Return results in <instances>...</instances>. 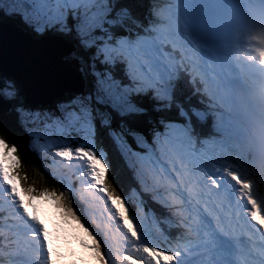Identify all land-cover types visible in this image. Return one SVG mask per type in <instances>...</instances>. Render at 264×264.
Segmentation results:
<instances>
[{"label": "rangeland", "instance_id": "374dc122", "mask_svg": "<svg viewBox=\"0 0 264 264\" xmlns=\"http://www.w3.org/2000/svg\"><path fill=\"white\" fill-rule=\"evenodd\" d=\"M240 1L243 3V0ZM244 1L246 2L245 6L248 9V13L256 20L255 29L257 31L264 29V5L260 0ZM148 2L151 6V20L148 23L153 26L157 20L156 18L153 20V15L163 13L161 5L167 2V18L157 21L158 24L163 25L161 29H157L161 30L165 36L162 40L169 44L171 42L175 43L173 39L175 38L176 43L174 46L179 48L186 47L185 54L191 58V61H187L186 66L191 69L189 70L186 66H183V70L189 80L194 82V79L202 74L203 76L201 75V77L205 79V87L212 90V92L207 91L210 98L218 101L221 107L226 105L223 107L224 112L219 117L227 121L229 125L225 127L220 136H213L214 138L211 137L212 139L209 140H197L190 133L196 130L195 123L191 121L190 116H186L188 121L186 123L183 122V124L165 122L164 132L160 135L156 134L148 140L142 139L139 142L140 149L137 151H129L121 141L117 140L116 134L113 133L120 148L135 165L136 171L146 179V183L143 184V190L133 192V196L136 198L132 195H129V198H121L119 196L114 198L108 194L104 195L103 192H106L104 188L103 192L101 191V183L104 180L105 173L108 175L113 170V166L111 161L109 162L108 153L93 142L95 138L94 123L96 124L97 121L93 122L90 116L81 119L79 114L72 116L71 119L61 120L60 116L57 115L58 112H62L65 108H68L69 112H71L70 105L76 98L80 96L87 97L88 95L75 96L71 101L64 102V104L58 105L57 108H48L49 106H46L45 108L30 110L21 106L20 108L23 111L21 118L32 141H41L46 145L47 150L52 151L50 153L54 159L57 175L67 183L72 192L73 189L70 183L64 178L67 172L72 171L73 165L77 164L84 174L91 177L90 183L95 185L94 188H91L99 196L104 195L106 197L107 207L109 211H113L116 218L114 219L115 222H113L115 227H109V232L108 228H105L104 235L107 237V241L119 235L124 237L125 240L120 238L122 241L121 246L124 249L123 251L120 250L118 254L121 259H123L122 257L125 254L127 264H180L182 262L179 257L186 256L185 252L189 247H203L206 243H202V240L194 237L179 239L170 237L169 233L161 226V220L153 211L144 212L141 204V201L144 204L142 194L143 192H150L157 200L161 202L168 200L171 206H177L188 221L186 222V227L189 228L190 232L196 234L199 222L195 218L196 211L187 207L186 196L188 200L195 198L196 194L199 198L204 196L215 197L213 191L217 190L219 196L226 198L231 205H235L236 202L228 197V195L232 196V193H229L230 188L236 190L235 196L238 200L245 202V197L248 200L251 198L242 188L244 184L250 186L251 184L249 183L253 182L256 177L258 178L257 184L259 185L260 181V186L264 187V137L261 136L259 129L252 123L242 118H237L233 114V110H241V114L248 111V105L245 106L240 96L244 86L238 91L237 86L234 89L232 83L236 75L231 74L228 76L229 71L223 77L220 76L221 70H223V73L226 71L224 65H226L227 69L232 65L238 72L243 68H249L247 61L250 60L242 53L253 54L254 46L261 40L264 42V36H261L257 41H251L248 32L243 29V27L251 29V26L246 24L247 20H249V15L247 11L239 10L232 0H149ZM196 2L201 3L203 11L210 17L211 26L217 31V39H214L209 44H204L191 33L190 17L194 14ZM164 10L166 11V8ZM130 11L131 16L136 15L139 18L138 10ZM170 20L172 24L168 26V21ZM243 20L244 24L242 23ZM107 41L108 39L105 35L104 42ZM126 41H128L127 38L121 37L118 43L125 44ZM148 48L149 42L143 37H139V41H134L125 48L131 49L134 54V56L130 54L131 57H128L130 70L138 71L140 69L138 60L143 59L146 65H153L158 79H165L166 88L169 87L168 89H170L171 87L173 95L176 94L177 91L173 81L166 79V77H172L171 70L167 67L163 68V66L168 64L163 63L162 67L156 69L157 62L154 58L156 57L158 60V55L163 56V53H156L155 49L148 50ZM72 57L75 58V56ZM160 59L163 61V57ZM256 59V63L258 62L264 69V64H261L259 58ZM80 60L81 64L85 65L84 61ZM240 60H243V64L240 62V65H235L233 62ZM207 69L209 70L210 78L205 76ZM97 71L100 72V70ZM2 89L5 90L3 93L11 92L15 94L16 92V88L10 80L5 81V86ZM252 90L254 91L255 89L249 86L246 92L251 94ZM164 91L165 89L163 88H155L157 94L164 93ZM253 145L255 154L262 161L261 165L257 161H251L248 158L247 151H251ZM18 165L15 155L5 153L0 156V182L3 189L0 192V201H11L14 204L11 206L13 207L12 213L19 215L18 223L25 227L27 226L28 229L26 233L12 237L28 243L30 256L33 257L34 254L40 256V258L38 256L39 264H42L45 256L40 251L35 240L38 239L36 238L37 235V237L40 236L39 231L41 230L39 229L45 228L43 223H50L51 228L49 229L59 228L67 230L71 234V240L67 244L69 248L87 249L88 253L90 250L95 252L97 248L91 249L92 241L88 237L90 231L77 229L63 219L62 216L61 219L60 214L53 207L54 203L51 198L36 195L35 193L33 195L28 194L31 196L27 198L29 203L35 201L47 202V205L51 207L52 214L46 216L43 222L37 218L35 213L29 214L27 212L24 202L20 198L22 192L18 183V176L20 175L17 170ZM117 168L121 170V167L117 166ZM243 175H248V177H243ZM189 186H192L196 193L192 197L187 194L186 190H184L185 193L182 191L180 193L177 192L178 188ZM82 187L89 190L87 186ZM262 189L264 190V188ZM160 190L164 192L167 200L163 199L164 197H162L163 194ZM71 198L73 200V197ZM134 199L136 202L133 201ZM207 203H211L212 207L210 210L212 213H216V219L221 220L222 224L226 225V216L219 211V207H216L214 202L207 201ZM1 204L0 211L4 209L3 205H5V202ZM242 206L250 219V212L253 207L251 208L244 203ZM101 214H104L102 210ZM242 217L245 222L247 219L244 216ZM93 219L97 224V217L95 216ZM0 221L5 225L6 223H12V221L15 222L12 219L8 220L5 218H0ZM232 224L237 225L235 229H243V223L233 221ZM9 228L11 227L7 225V227L1 229L5 232ZM110 229L113 232H110ZM44 231L46 232V230ZM205 232L212 235L211 241L220 242L219 238H216L212 232ZM205 232L200 230L199 234L203 235ZM83 237H86L87 240L82 239ZM132 238L137 240L136 246L131 244ZM15 239L12 241L7 239L5 241L8 247L15 244ZM75 242L78 246L75 245ZM110 242L113 244L111 240ZM10 254L19 253L10 246V250L3 256L7 258ZM94 257L95 264H104L102 260L98 259V257L96 258V255ZM55 261L59 264L60 258H56ZM3 263L13 264L11 261Z\"/></svg>", "mask_w": 264, "mask_h": 264}, {"label": "trees", "instance_id": "16d2710c", "mask_svg": "<svg viewBox=\"0 0 264 264\" xmlns=\"http://www.w3.org/2000/svg\"><path fill=\"white\" fill-rule=\"evenodd\" d=\"M126 2L128 3L129 9L133 11L138 10L140 16L138 18L136 15H132L125 21L124 25L118 29V31L122 33L121 37H129L131 41H135V37L139 33H146L147 35L153 37H158L162 34L161 30H157L161 29V24H158V22H154L155 24L153 26L157 32L149 29L147 26L149 21L146 14L149 13L148 11L150 10V6L146 8V4L143 3V0H140L139 2L136 0H126ZM37 35L39 34H33L34 37ZM105 35L108 41L112 40V33L110 31H104L103 37ZM66 36L77 45V49L73 51L72 56L82 59L83 53L86 57L82 59L85 63L82 72L86 78V89L83 94L73 91L66 92L64 95L59 97L53 105H50L49 107L47 106L48 108H57L58 105L60 106L64 104V102L71 101L75 96H87L91 94L92 85L90 80L93 71L100 70V72L103 73L105 71V65L110 67L113 63H115L117 67L113 70L114 74L119 81L123 82L120 86L127 88L131 87L130 91L134 95L137 91L141 93L137 101L141 108L137 109V111L142 110L143 114L133 116L131 119L133 122L142 124L149 132V136H154L152 135V131L160 128L162 121L163 130L161 132H164V122H177L183 124V122L186 123L188 121L186 116H190L191 121L195 123L196 127H198L203 133H208L209 128L212 130V128L219 126V121L215 120L214 122V117H212V115L208 120V123L212 127L202 124L199 121V118L196 116L195 109L202 108V110H204L206 103L198 102L196 99L187 98V94L189 93L186 89V81L182 80V72L175 75L174 82L176 85V94L165 96H162L161 94L157 95L154 89L156 87L149 84L146 80H144V86L141 87V89L137 88V84L142 83L141 76L138 73L139 70H135L134 73L130 71L128 59H126L123 55V53L126 54L127 52L124 51L125 49L120 47V43H118L121 37L114 43H108L107 41L102 45H97L99 51L89 52L83 44L77 43L76 36ZM101 53L103 54V58H101ZM141 64L142 61L138 60L141 72L144 73L146 71V78H150L152 74L151 71L148 67H146V65L141 66ZM1 74H3V77H1L2 83H5L6 80H10L16 88V92L17 90H22V86L19 81L11 75H7L5 73ZM156 86H160V84L157 83ZM163 88H166V84L163 85ZM15 95L11 97L13 107L7 112V115L3 119H0V140L7 141L9 145L14 144L16 146L17 151L15 156L19 158L17 170L20 174L18 176L20 188L27 194L33 195L35 193L36 195L51 198L54 203V208L56 212L60 214V217L62 216L63 219L78 229H91L96 241V251H98V253L101 252L104 258V252L109 243L105 241L103 232L95 221L87 216L86 200L83 199V197L81 198L79 194L74 193V191L72 192L71 188L65 181L60 180L61 178L57 175L54 167V159L51 157L50 152L52 151L47 150L46 145H44L41 141H32L30 134L22 123L23 119L21 117L23 115V111L20 108L21 98ZM45 107L46 106L44 105H39L28 109L34 110L35 108ZM178 110L184 111L183 114L178 113ZM169 117L173 119L169 120ZM96 121L97 125L94 123L95 138L93 141L97 144V146L104 149L106 153H108L109 162L111 161L113 166V170L107 175V184H105L104 179L101 186H103L105 191H107L110 196H119L121 198L128 197L129 195L133 196L134 191L142 190L143 177H140V173L137 172L134 167L135 165L132 164L131 160L120 148L119 143L115 139L112 129L108 126V124L101 123L99 118H97ZM157 133L160 134V132ZM117 166L121 167V170H119ZM73 170L74 168H72V171ZM79 173H81V171L77 168L74 174ZM83 177H86V175L83 174ZM70 195L73 197V200ZM147 197H151V195H148ZM133 201L136 202L135 199ZM148 204L159 211V205L151 198H149ZM0 205H2L1 202ZM2 215L3 213L0 211V217ZM104 264H108L107 260Z\"/></svg>", "mask_w": 264, "mask_h": 264}, {"label": "snow or ice", "instance_id": "6c2138e0", "mask_svg": "<svg viewBox=\"0 0 264 264\" xmlns=\"http://www.w3.org/2000/svg\"><path fill=\"white\" fill-rule=\"evenodd\" d=\"M131 17V11L126 0H0V21L4 19L16 21L23 29L33 34H59L63 39L65 35L77 37V43L83 44L89 52L99 51L97 45L104 43L103 32L110 31L114 43L122 35L121 28L125 21ZM86 58L82 53V59ZM101 58L103 54L101 53ZM117 67L113 63L110 67L105 65L103 73L94 70L91 75V94L87 97L80 96L68 108L58 112L61 120L71 119L80 115V118L90 116L95 122L97 118L101 123H107L116 134L117 140L129 151L140 149V141L149 139V132L145 127L133 122L131 117L142 115L143 111H137L138 97L127 87H121L123 83L114 74ZM3 77V74H0ZM140 87L144 86V78H141ZM5 90L0 89V92ZM11 97V92L5 93ZM94 94V95H93ZM16 95L21 98V106L30 108L23 90H17ZM10 105L7 100L0 98V119L8 112ZM173 118L169 117V120ZM195 119V118H193ZM163 130V121L160 128L154 129L152 135ZM7 227V225H3ZM78 227V226H77ZM10 232H19L18 226L9 228ZM9 241L14 240L12 236ZM85 241L86 237H83ZM21 255L22 264H32L30 260L29 244L23 240L15 239V244L10 245ZM86 247V244H85ZM58 247L53 252L57 253ZM65 255L69 254L66 249ZM90 256H95L94 251H89Z\"/></svg>", "mask_w": 264, "mask_h": 264}, {"label": "water", "instance_id": "95a60500", "mask_svg": "<svg viewBox=\"0 0 264 264\" xmlns=\"http://www.w3.org/2000/svg\"><path fill=\"white\" fill-rule=\"evenodd\" d=\"M192 23L194 35L205 40L214 37L210 19L199 4ZM75 49L74 43L59 36L37 38L15 21H0V73L19 81L32 107L53 105L66 92H84L86 78L81 60L70 57ZM0 98L11 106L9 99L2 94Z\"/></svg>", "mask_w": 264, "mask_h": 264}, {"label": "bare ground", "instance_id": "6f19581e", "mask_svg": "<svg viewBox=\"0 0 264 264\" xmlns=\"http://www.w3.org/2000/svg\"><path fill=\"white\" fill-rule=\"evenodd\" d=\"M137 2H139L140 0H136ZM149 0H143V3H145L146 4V8H148L149 6H150V3L148 2ZM232 2H234L235 3V5L238 7V9L240 10H243V11H247V14L249 15V20H247V23L246 24H248V25H250L251 26V29L249 30V29H247V28H244L243 27V29L246 31V32H248V34H249V38L251 39V41H257V39H260L261 38V35H257L256 33H257V30L255 29V27H256V20L255 19H253L252 18V16H251V14L250 13H248V9H247V7L245 6V4H246V2L243 0V3L240 1V0H232ZM242 3V4H241ZM152 4H153V2H152ZM229 5V4H228ZM166 6H167V4L165 5V4H163L162 5V7H161V9L162 10H164L165 8H166ZM234 6V5H233ZM171 7V6H170ZM167 8H168V6H167ZM230 8V7H229ZM231 9V8H230ZM149 12V17H150V19H151V11L149 10L148 11ZM157 13V12H156ZM157 17V15H153V20L155 19ZM171 17V16H170ZM158 18H161V16L160 15H158ZM167 20V19H166ZM242 23L244 24L245 22H244V20L242 21ZM165 24V23H164ZM166 27V26H165ZM153 28V25L151 24V29ZM252 32H253V34H252ZM246 35V34H245ZM185 50V51H184ZM260 51H264V42H263V40H261L260 42H257V44L254 46V53H256L257 54V56H256V58H259V55H258V53L260 52ZM184 52H186V47H184V48H179V53L180 54H183ZM124 57H128L127 56V54H124ZM96 60V59H95ZM257 60V59H256ZM259 60H260V58H259ZM256 62V61H255ZM256 64V63H255ZM151 68H152V66H151ZM224 68H225V66H224ZM215 71V70H214ZM217 71V70H216ZM215 71V72H216ZM228 70L226 69V71L223 73V70H221V73H220V76L222 77V75H225V73L227 72ZM218 72V71H217ZM242 74H244V71H242ZM231 75V73L230 72H228V76H230ZM250 76H251V74H249ZM150 81H152V80H149L148 81V83L150 84ZM159 81V80H158ZM198 83V82H197ZM157 85V83L155 82L154 83V86H156ZM251 87H256V85L255 86H251ZM131 88V87H130ZM130 88H128L129 89V91L131 90ZM263 89V88H262ZM251 90V89H250ZM253 91V90H252ZM256 90H254L253 92H252V94H255L256 92H255ZM251 93V92H250ZM251 96V95H250ZM159 100V99H158ZM261 100H264V95L261 97ZM199 109H202V108H199ZM222 127V126H221ZM179 159H180V157H179ZM187 168V167H186ZM189 170V169H188ZM181 173V172H180ZM243 177H248V175H243ZM201 182V181H200ZM258 183V178H254V180H253V182H252V185H251V187H246V188H244L245 189V192H249L250 191V196L252 197L251 198V200L253 201V203H251L248 199H246V202H247V205L249 204L250 206H256V210H257V213H258V219H257V221H262V220H264V190L262 189V188H264L263 186H260L261 185V183H260V181H259V185L257 184ZM201 190V189H200ZM193 191H195L194 189H191L190 190V192H193ZM204 191V190H203ZM208 191V190H207ZM204 193V192H203ZM213 194H214V196H215V201H218V199H220L221 198V201L222 202H225V198L224 197H222V196H219V193H218V191L217 190H214L213 191ZM206 198V197H205ZM176 200V199H175ZM103 202H104V200H103ZM187 203V202H186ZM211 204V203H210ZM193 205V204H192ZM188 207V206H187ZM231 209H233V208H231ZM209 215H210V213H208ZM235 218V221H238V222H240V223H244V219H243V217L242 216H238L237 218L236 217H234ZM207 219V218H206ZM232 222H233V220H231V217L229 218V219H226V226L228 225V224H232ZM264 224V223H263ZM208 225V227L209 228H211V230H213L214 232H215V229H213L211 226H210V224L208 223L207 224ZM230 227H232V226H230ZM51 228V227H50ZM39 230H41V231H39V233H40V236L38 237V239L37 240H35L36 241V243L38 244V247H39V249H40V251L42 252V254L45 256V259H44V262H43V264H53V260H55L56 258H60V261H61V255L57 252V253H55V258H54V256H53V252H55V249L57 248V247H64L65 248V250L66 249H68L69 247L67 246V244L70 242V240H71V234H69V232L67 231V230H65V229H59V228H53V229H49V228H40ZM44 230H46V232L44 231ZM232 230H234V231H232V235L234 234V235H236V229H232ZM109 231V230H108ZM53 233H56V237H54V241H56V243H54L53 244V248H52V250L51 251H49L48 250V243H49V240H48V237L49 236H52V234ZM74 235V234H73ZM37 237V236H36ZM120 238H122V239H124V237L123 236H121V235H119L117 238H116V240H117V244H118V247H120L121 249H122V247L120 246V244H121V240H120ZM35 239V238H34ZM211 239V236L210 235H207V236H205V239L203 240V242H208L209 240ZM125 240V239H124ZM27 241V240H26ZM32 242V241H31ZM75 245H77L76 244V242H75ZM32 246V245H31ZM78 246V245H77ZM230 249H232L233 250V248L232 247H230ZM204 250V246L203 247H199V248H193V247H189L188 249H187V255H191L193 252H195V251H203ZM222 253H223V251H221V250H219L218 251V254L220 255V257H222ZM247 253H248V255H250V252L249 251H247ZM37 255V254H36ZM39 256V255H38ZM39 258H40V256H39ZM31 260V262H32V264H38V261H40L39 259H38V257H34V258H31L30 259ZM124 262V264H127V261H123ZM85 264H87V261L85 262Z\"/></svg>", "mask_w": 264, "mask_h": 264}, {"label": "clouds", "instance_id": "9594fccd", "mask_svg": "<svg viewBox=\"0 0 264 264\" xmlns=\"http://www.w3.org/2000/svg\"><path fill=\"white\" fill-rule=\"evenodd\" d=\"M257 35L264 36V29H260L256 33ZM242 55L247 56L249 60H255L257 54L253 53L251 55H248L247 53H242ZM260 62L264 63V51H260L258 53ZM17 149L14 144L9 145L7 141L0 140V156H3L5 153L9 155H15ZM19 158L17 157V160ZM94 179V178H93ZM105 184H107V174L105 173ZM101 191L103 192V186L101 188ZM104 195H107V192H103ZM21 200L24 202V207L26 208L27 212L29 214L35 213L37 218L44 221V218L46 216H49L52 214L51 207L47 205V202H41V201H35L33 203H29L27 197L24 194H20ZM261 223H264V221H261ZM43 226L45 228H50V223H43ZM54 237H56V233H53L52 236L48 237L49 243H48V250L51 251L53 248V244L56 243L54 241ZM69 254L65 255V248L64 247H58L57 251L61 255V261L59 264H85L87 261V264H95V257L89 256L87 249H78V248H68ZM53 264H57V261L53 260Z\"/></svg>", "mask_w": 264, "mask_h": 264}]
</instances>
